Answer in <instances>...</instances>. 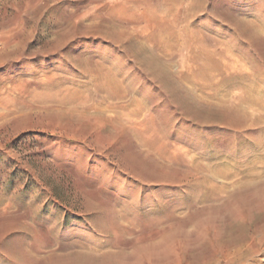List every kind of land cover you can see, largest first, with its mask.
Segmentation results:
<instances>
[{"label":"rangeland","instance_id":"374dc122","mask_svg":"<svg viewBox=\"0 0 264 264\" xmlns=\"http://www.w3.org/2000/svg\"><path fill=\"white\" fill-rule=\"evenodd\" d=\"M0 264H264V0H0Z\"/></svg>","mask_w":264,"mask_h":264}]
</instances>
